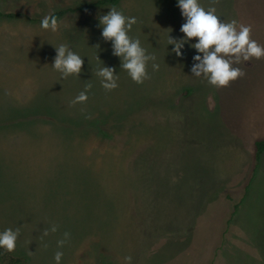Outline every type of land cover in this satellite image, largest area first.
<instances>
[{"label": "rangeland", "instance_id": "obj_1", "mask_svg": "<svg viewBox=\"0 0 264 264\" xmlns=\"http://www.w3.org/2000/svg\"><path fill=\"white\" fill-rule=\"evenodd\" d=\"M94 1L0 0L21 22L19 48H0V231L20 229L0 264H55L58 250L62 264H264V154L254 172L252 135L264 130V57L234 64L245 75L225 87L193 76V50L180 60L168 48L169 34L182 35L176 0H157L128 14L129 35L157 56L149 79L133 82L111 43L85 30L81 75L62 78L45 46L60 34L41 20ZM200 2L264 46V14L251 4ZM103 64L119 77L112 91L95 74Z\"/></svg>", "mask_w": 264, "mask_h": 264}, {"label": "clouds", "instance_id": "obj_2", "mask_svg": "<svg viewBox=\"0 0 264 264\" xmlns=\"http://www.w3.org/2000/svg\"><path fill=\"white\" fill-rule=\"evenodd\" d=\"M176 6L184 21L179 28L182 35L176 37L169 34L168 48L171 45L169 52L174 53L175 57L180 60L185 57L186 46L193 50L190 67L193 76L203 77L212 86L225 87L245 75L239 67H234V64H239L241 60L249 61L252 58L264 57V46L251 38V26L239 24L235 19L225 23L216 14L215 8L206 9L200 0H176ZM98 20L101 37L105 42L111 43L112 55L120 58V67L133 82L142 84L150 78L147 70L150 62L153 71L159 70L157 56L149 53L142 46L139 38L129 35L133 25L137 23L135 16H126L122 11L111 8ZM59 25L60 21L54 14L44 16L40 23L43 30L51 32L58 31ZM54 49L55 56L51 62L53 69L59 72L62 78L80 76L85 57L73 51L68 44L62 43L54 46ZM97 59L101 60L98 56ZM95 74L106 91H112L119 86V77L116 75L115 68L103 64L97 68ZM90 89L91 85H86L72 103L86 102ZM57 231L58 226L53 224L43 232V236ZM19 236V228H5L0 231V251L14 252ZM69 238L70 234L64 232L63 238L57 240L58 249H62ZM63 256V251H56L55 264H62Z\"/></svg>", "mask_w": 264, "mask_h": 264}, {"label": "crops", "instance_id": "obj_3", "mask_svg": "<svg viewBox=\"0 0 264 264\" xmlns=\"http://www.w3.org/2000/svg\"><path fill=\"white\" fill-rule=\"evenodd\" d=\"M238 4L240 1L243 2V5L251 4V10L253 14L260 13L264 14V0H236ZM89 4V2L87 3ZM157 4V0H119L113 5H103V6H95L91 7L84 11H76L73 13H67L63 15L58 20L60 21L59 30L56 32L48 31L49 33H59L60 38L57 41L53 39L51 41H46L45 46L51 48L50 50H46L47 56H49V60L52 62L53 57L55 56V49L54 46H59L60 44H68L70 48L79 53L81 56L82 49L81 47L84 46L80 44L82 39H80L81 35L83 34L84 30L88 32V37L91 39V36L95 38V40H99V42H105L100 35L101 28L99 26L98 18L102 15L107 14L111 8H116L119 11H122L126 16L131 12L139 8L150 7ZM86 5V4H85ZM91 9V10H90ZM18 16V15H17ZM27 19V18H26ZM16 18H4L0 17V48L2 46L6 47V50H14L18 49L19 45H21V36H20V27L21 22L15 21ZM28 20V19H27ZM14 21V22H13ZM15 24L17 28L11 26ZM24 27H29V24H22ZM93 35H92V33ZM79 39V40H78ZM26 45H34L35 39L32 36H27L23 39ZM108 43V42H106ZM105 43V44H106ZM50 44V45H49ZM107 46H110L109 44ZM4 67L13 68V64L10 61H4ZM253 136L257 137L258 139H264V130H260L256 133L252 134ZM228 202V201H227ZM243 199L240 202H232L229 201L227 205L230 210H226L231 215H234L236 210L242 206ZM210 255V254H209ZM210 260V258H209Z\"/></svg>", "mask_w": 264, "mask_h": 264}, {"label": "trees", "instance_id": "obj_4", "mask_svg": "<svg viewBox=\"0 0 264 264\" xmlns=\"http://www.w3.org/2000/svg\"><path fill=\"white\" fill-rule=\"evenodd\" d=\"M119 0H95L89 4L83 5L78 8H67V9H60L53 11L51 14H54L58 19L61 18L63 15L67 13H73L76 11H84L91 7L95 6H103V5H113ZM0 16H4L6 18H14L16 15L13 13H2L0 11ZM264 154V139H258L254 142V172L256 171L257 167L259 166L262 155ZM253 180V179H252ZM249 186L245 188V193L248 191ZM244 198V195H243Z\"/></svg>", "mask_w": 264, "mask_h": 264}]
</instances>
